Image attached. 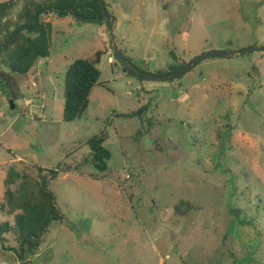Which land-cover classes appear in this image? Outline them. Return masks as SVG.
<instances>
[{"label": "rangeland", "instance_id": "374dc122", "mask_svg": "<svg viewBox=\"0 0 264 264\" xmlns=\"http://www.w3.org/2000/svg\"><path fill=\"white\" fill-rule=\"evenodd\" d=\"M104 1L119 48L147 73L212 50L264 47V0ZM41 18L53 23L50 56L27 74L0 63V206L11 166L37 178V168L75 164L102 132L111 157L105 173L88 163L52 181L66 220L24 262L0 243V264H264V51L208 58L172 82L141 81L124 72L105 22ZM98 50L109 53L88 111L65 122L66 71ZM141 106L151 127L120 116ZM182 200L192 208L177 211ZM5 221L13 216L0 209Z\"/></svg>", "mask_w": 264, "mask_h": 264}, {"label": "trees", "instance_id": "16d2710c", "mask_svg": "<svg viewBox=\"0 0 264 264\" xmlns=\"http://www.w3.org/2000/svg\"><path fill=\"white\" fill-rule=\"evenodd\" d=\"M19 1L21 0H17V3ZM17 3L0 10V57H2L0 63L15 74L29 73L39 59L50 56L54 29L51 21L41 18L43 14L55 13L62 16L70 13L88 17L94 22L95 19L103 16L99 0H45L44 5L38 0H26L22 9L15 16L8 18L7 11L13 9ZM40 6H43L45 10H39ZM105 6L107 7L106 3ZM68 7H73L74 10L66 11ZM50 8L60 9V12H47ZM104 22L109 26V22L105 19L97 23ZM106 54V50L98 51L90 59H78L69 65L65 74L63 94L65 122L79 120L88 111L92 91L100 84L101 71L98 65L102 56ZM185 64L186 62L174 65L170 71H175ZM147 112L148 107L141 106L135 112L120 116L138 117L151 127ZM144 133L148 134V129H145ZM107 139L108 136L104 132L90 138L86 143L90 152L79 162L65 164L55 169L37 168L39 173L37 178L29 172L19 171L15 166L7 169L4 179V201L0 209L13 216V223L0 222V243L3 250L13 251L21 262H24L29 255L40 251L43 238L50 226L66 220L50 188L52 181L62 173L77 171L82 165L88 163H91L100 173L107 172L111 157L110 151L104 145ZM191 208L192 204L188 200H182L176 206L179 212L188 211ZM8 234L13 235V245L9 247L6 246Z\"/></svg>", "mask_w": 264, "mask_h": 264}, {"label": "water", "instance_id": "95a60500", "mask_svg": "<svg viewBox=\"0 0 264 264\" xmlns=\"http://www.w3.org/2000/svg\"><path fill=\"white\" fill-rule=\"evenodd\" d=\"M99 1L101 4L102 11H103V16L102 18L95 19V20L99 22L105 19L109 22V29L111 33V43H112L113 52L116 58L122 62L125 72L129 73L131 76L141 81L148 80V81H157V82H172V81L182 78L186 73L192 70L197 64H199L200 62L208 58H211V57L229 58V57H235V56H243V55L255 52V51H264V47H251L248 49H243V50H238V51L212 50L209 52L202 53L199 56H196L195 58H193L192 60H190L185 65H183L182 67H180L179 69L175 71H170L165 74L147 73L145 71L140 70L136 65H134L130 60H128L125 57L124 53L119 48L118 43L114 36V25H115L116 20L107 12L105 1L104 0H99ZM15 2L16 0H9L8 2L0 4V10H2L5 7H11ZM73 10H74L73 7L66 8V11H73ZM47 11L59 13L60 9L50 8ZM78 18L83 21H87L90 19L88 17H84L80 15H78ZM111 61H113V58H111Z\"/></svg>", "mask_w": 264, "mask_h": 264}, {"label": "crops", "instance_id": "0c3cea01", "mask_svg": "<svg viewBox=\"0 0 264 264\" xmlns=\"http://www.w3.org/2000/svg\"><path fill=\"white\" fill-rule=\"evenodd\" d=\"M116 23H117V21L115 22V24H116ZM98 51H101V50H98ZM98 51H96V52H98ZM96 52H95V53H96ZM95 53H94V54H95ZM108 53H109V52L107 51V54H108ZM111 58H112V57L110 56V61H111ZM37 76H38V75H37ZM36 79H37V77H36ZM143 88H144V87H143ZM92 92H93V91H92Z\"/></svg>", "mask_w": 264, "mask_h": 264}, {"label": "built area", "instance_id": "2783aa9c", "mask_svg": "<svg viewBox=\"0 0 264 264\" xmlns=\"http://www.w3.org/2000/svg\"><path fill=\"white\" fill-rule=\"evenodd\" d=\"M127 178H129V175H127Z\"/></svg>", "mask_w": 264, "mask_h": 264}]
</instances>
